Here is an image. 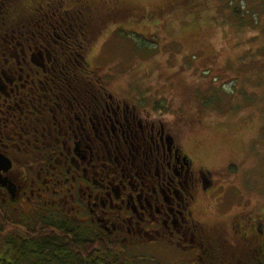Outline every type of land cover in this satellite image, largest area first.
Masks as SVG:
<instances>
[{
    "label": "flooded vegetation",
    "instance_id": "obj_1",
    "mask_svg": "<svg viewBox=\"0 0 264 264\" xmlns=\"http://www.w3.org/2000/svg\"><path fill=\"white\" fill-rule=\"evenodd\" d=\"M116 1L106 11L124 12ZM75 15L0 24L1 252L41 237L60 247L63 235L104 251L163 245L201 264H264V214L201 219L210 173L184 153L166 114L115 93L92 68L100 14L83 4Z\"/></svg>",
    "mask_w": 264,
    "mask_h": 264
},
{
    "label": "rangeland",
    "instance_id": "obj_2",
    "mask_svg": "<svg viewBox=\"0 0 264 264\" xmlns=\"http://www.w3.org/2000/svg\"><path fill=\"white\" fill-rule=\"evenodd\" d=\"M55 1L62 11L85 4L100 14L93 18L103 28L89 47L92 68L115 93L144 96L166 114L184 153L210 173L215 186L199 199L201 219L264 214V0H118L122 13L106 11L105 0H20L14 9L40 3L44 10ZM13 254L0 258L35 264ZM195 258L163 245L118 257L201 264Z\"/></svg>",
    "mask_w": 264,
    "mask_h": 264
},
{
    "label": "trees",
    "instance_id": "obj_3",
    "mask_svg": "<svg viewBox=\"0 0 264 264\" xmlns=\"http://www.w3.org/2000/svg\"><path fill=\"white\" fill-rule=\"evenodd\" d=\"M18 1L20 0H0V24L5 23L9 24V27H14L15 25H26L29 22L42 26L43 24H65L80 19L75 15L78 8L73 11H62V2L60 1H55L52 4L48 3L47 6H44V10L43 5L40 3L31 4L26 8L14 9V5ZM16 6L18 7V5ZM60 236L58 242L60 247L54 244V237H41L40 239L37 238L28 242L20 241L19 243L13 241L14 254L12 258L16 262L18 259L26 261L35 259V264L40 262H43L42 264H126L125 262L119 263L118 257L121 252L116 250L104 251L98 245L90 246L83 237L75 236L72 241H69V237ZM0 239L1 244L3 237L0 236ZM1 255H3V258L7 257L6 252H1L0 245V257ZM129 260H131V263L127 264H133L138 259ZM7 262V260L0 258V264H8ZM153 264L158 263L153 261Z\"/></svg>",
    "mask_w": 264,
    "mask_h": 264
}]
</instances>
